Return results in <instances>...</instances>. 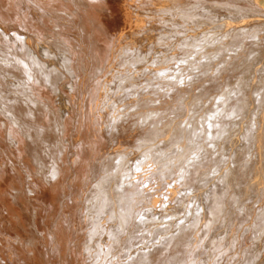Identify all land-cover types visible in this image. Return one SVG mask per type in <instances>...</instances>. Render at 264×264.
<instances>
[{"label": "bare ground", "instance_id": "bare-ground-1", "mask_svg": "<svg viewBox=\"0 0 264 264\" xmlns=\"http://www.w3.org/2000/svg\"><path fill=\"white\" fill-rule=\"evenodd\" d=\"M262 204L264 0H0V264H264Z\"/></svg>", "mask_w": 264, "mask_h": 264}, {"label": "rangeland", "instance_id": "rangeland-1", "mask_svg": "<svg viewBox=\"0 0 264 264\" xmlns=\"http://www.w3.org/2000/svg\"><path fill=\"white\" fill-rule=\"evenodd\" d=\"M179 51H180L181 53L183 52L182 49H180ZM84 70L87 72V70H86L85 68H84ZM166 198H167V197H165V199H166ZM187 204H188V203H187ZM187 204H183L184 206H183V208H181L182 210H184L183 212H185V210H187V209H186L187 206H191V207H190L191 209H190L189 207H187V208H188L187 212L192 211V209H193L192 206H193V205H192V204H191V205H189V204L187 205ZM262 207H263V208H262ZM258 209L260 210V211H259V214H261V216L264 215V204H262V206H259ZM182 210H181V211H182ZM189 210H190V211H189ZM187 212H186V213H187ZM261 212H262V213H261ZM253 213H254V212H253ZM253 213L251 212L249 215L246 216L247 218H246L245 224H246V222H247L246 225L251 226V227L255 225L256 228H257V229H256L257 231H255V232H258V233L260 234V233H262V230L260 231V230L258 229V227H260V229H261L262 226H259V223H257L258 225L255 224V223H256L255 220H254V219H255V218H254V215H255V214H253ZM252 214H253V215H252ZM250 215H252L251 218H250ZM248 216H249V218H248ZM261 216H260V218H261ZM252 218H253L254 221L252 220ZM263 218H264V217H263ZM165 219H166V221H169L171 218H168V217H167V218H165ZM165 219H164V221H165ZM249 219L252 220V221H250ZM172 220H175V218H173ZM247 220H249L250 223H248ZM260 220H262V221H261L262 223L264 222V219L261 218ZM164 221H163V222H164ZM166 221H165V222H166ZM251 223H252V225H250ZM253 223H254V224H253ZM162 227H164V225H162ZM149 230H150V228H149ZM252 230H255V228H253ZM251 232L253 233V231H251ZM248 233H249V232H248ZM258 233H257V234H258ZM249 234H250V233H249ZM249 234H246L245 237H244L246 243L249 241L248 238H247L248 236H251V238L249 237V239H252V237H253L252 235H249ZM147 236H148V235H147ZM149 236H150V235H149ZM149 236H148V237H149ZM246 238H247V239H246ZM254 238H257V236L253 237V239H254ZM247 240H248V241H247ZM229 253H230V252L228 251L227 255H228ZM230 255H232V254H230ZM230 255H229V256H230Z\"/></svg>", "mask_w": 264, "mask_h": 264}]
</instances>
